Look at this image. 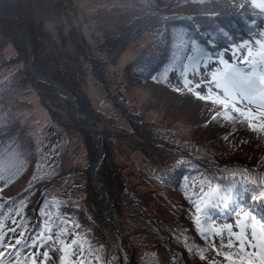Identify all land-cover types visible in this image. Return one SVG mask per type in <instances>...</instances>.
I'll return each instance as SVG.
<instances>
[{
    "label": "rangeland",
    "instance_id": "374dc122",
    "mask_svg": "<svg viewBox=\"0 0 264 264\" xmlns=\"http://www.w3.org/2000/svg\"><path fill=\"white\" fill-rule=\"evenodd\" d=\"M249 1L0 0V213L7 209L14 218L6 225L24 235L40 217L54 225L35 232L47 247L0 248L5 264L19 251L14 264H31L34 251H49L48 264H117L104 241L105 215L107 204L113 216L115 206L126 207L123 183L158 213L167 252L184 264H229L225 254L239 261L252 251L258 257V250L241 251L238 237L255 230L259 239L264 224V131L233 112L225 119L222 106L195 95L209 87L218 94L212 73L225 70L222 61L229 70H253L264 12ZM201 48L211 55L200 56ZM188 161L197 166L185 169ZM218 169L245 172L255 196L247 204L252 192L242 188L244 205L214 221L199 190ZM170 171L189 179L168 181ZM135 223L127 229L131 243L153 242ZM9 235L5 243L15 245L17 235ZM131 243L125 264H133ZM156 254L169 264L162 248Z\"/></svg>",
    "mask_w": 264,
    "mask_h": 264
},
{
    "label": "snow or ice",
    "instance_id": "6c2138e0",
    "mask_svg": "<svg viewBox=\"0 0 264 264\" xmlns=\"http://www.w3.org/2000/svg\"><path fill=\"white\" fill-rule=\"evenodd\" d=\"M253 6L259 8L261 12H264V0H251ZM227 35V33H225ZM186 44L188 42H185ZM191 45L193 47L196 46V41L192 40ZM248 41H245L244 44H248ZM257 44L260 45L261 51L257 53L260 57L258 64H253V70L251 72L248 71H241L239 69H228V61H222L225 64V70L217 74V72L212 73V82L215 84V88L218 90V94L213 95L212 88H208V95H202L201 92L197 91L195 93L197 99L203 101H210L214 105L222 106L224 110V118L231 119L227 115L229 112H233L238 114L240 118H242V122L246 121L248 127L254 131H264V41H257ZM243 48V45L240 46ZM211 54L207 52V50L201 48L200 49V56L209 57ZM217 55H222L218 53ZM235 52L233 56L235 57ZM247 56H252V52L249 49L247 52ZM244 59L247 57L243 56ZM189 60L192 57H188ZM187 65L184 66L185 72L187 71ZM167 71V69H165ZM185 87H188L191 84V81L188 79H184L183 81ZM197 88L200 87L199 84L196 85ZM189 91L191 88L189 87ZM221 113L217 112L216 116L213 119H217ZM256 121H259L257 124ZM227 137H225L226 139ZM3 179V175H0V180ZM260 198L264 201V192L259 193ZM208 204L206 207H215V199L219 198L218 193L216 191L209 192L207 194ZM227 199V197H225ZM193 203H195L193 201ZM5 207V205L0 204V208ZM197 211H200V207L196 205ZM245 215H249V213L245 212ZM2 215V213H0ZM15 223V221H13ZM23 227V224H21ZM9 232L13 233L14 235H18L21 238L15 240V245H10L5 243V235L3 232V225H0V248L3 247H13L15 250V246H20L23 244H28L29 246L36 248L40 245L45 244V238L43 236H38L37 238L33 237H24V233L20 232L17 233V229L14 227H9ZM51 231V230H50ZM201 235H204L203 231L201 230ZM48 241H53V236L49 235L47 237ZM39 241V244H38ZM239 248L241 251L247 249L258 250V257L257 252L252 251L248 252L247 260H239L235 261L232 257L228 254H225L224 259L229 261V264H264V224L261 225V233L259 239H257V233L255 230H252L250 233L241 234L238 237ZM73 244L76 243L75 240L72 241ZM232 240L229 238L228 247H232ZM73 255H76L74 252ZM255 258V259H254ZM31 264H48L50 261L49 251H42L40 253L33 252L30 256ZM61 261L63 262V257H61ZM0 264H5L4 260V253L0 252ZM11 264V261L8 262ZM17 264H21L18 260ZM24 264H27V259L24 261ZM66 264V262H65Z\"/></svg>",
    "mask_w": 264,
    "mask_h": 264
},
{
    "label": "trees",
    "instance_id": "16d2710c",
    "mask_svg": "<svg viewBox=\"0 0 264 264\" xmlns=\"http://www.w3.org/2000/svg\"><path fill=\"white\" fill-rule=\"evenodd\" d=\"M22 34H24L28 38V40H30L29 39L30 34H28V33H22ZM128 122H129L130 126L135 130V132H137L139 134L135 122L132 120H128ZM87 135H88V133H87ZM180 165H181V163L178 164L177 169L179 168ZM192 165H193V167L197 166V164L195 162L189 163V161H188L187 163H184V168L186 169ZM244 173L245 172L236 174L234 170L233 171L229 170L228 172H225V171L219 170V169L217 171L209 170L208 182L203 187H201L199 190L201 193L199 203L201 206H204L206 204L207 199H208L207 194L209 192L216 191L218 193L219 198L215 199L216 206L210 207V215H212V218H215L217 209H224L226 206H228L229 203L231 204L232 194H235L234 196H239V195H241V189L242 188L250 189L249 185L251 183V179L248 176L244 175ZM167 176L168 177L171 176L170 179L166 178V180H168V181L173 180V179L174 180H180L181 179V180H185L187 182L189 179L188 175H185L181 178V176H176V174L173 175L172 171H170V173ZM106 179H107V176L106 177L104 176L105 184L103 187L105 189L108 187V183H107ZM214 184H216V186ZM122 186L124 189V192H122V199L125 200L126 207L125 208H119V207L115 206L114 218H115L116 222H118L121 226H124L126 228L124 230V234H125L126 238L128 237V239H127L128 243H131V235H129V236L127 235V229H128L130 224H133L135 222H136L135 224H137L139 226L140 231L148 233L153 238V242L150 240H144L143 242L140 243V245L131 243L129 246H130V250L132 251V254H130L131 256L129 257V260L130 261L132 260L133 264H137L138 262H143L144 264H160L161 259L157 258L156 252L158 249L162 248L164 251V254L166 256V261L169 264H174V263L175 264H184L179 257H177V256L174 257L167 252V250L169 251V249H167V246H165V244H167V242H164V237L167 236L166 232L161 230L159 228L158 224L156 223V218H157L158 213L156 211L150 209L148 204L146 202H144V200L141 199L138 195H136L133 192L128 191L126 184L123 183ZM185 188L188 190V193L186 194V196H190L192 194V190L188 189L187 187H185ZM250 191L252 192V194L254 193L251 189H250ZM262 191H264V190H262ZM258 193H259V191L257 192V194ZM234 196H233V198H234ZM225 197H227V199H225ZM120 206L121 207L124 206V203H120ZM34 214H35V212H34ZM34 214H29V216H31L33 219H35ZM36 214H38V213H36ZM7 218L13 219L14 217L11 216L10 213H8V211L6 209V211L4 213H2V215L0 216V225H3V227L5 228V232H7L9 234L10 233L8 231L9 227H14V225H12V223H9L6 225ZM131 218L135 222L132 221ZM55 222H57V221H55ZM30 224H31L30 225L31 228L25 234L26 237H33V238H37L38 236L44 237L45 236L44 234H42V233L35 234V232L40 230V229H43V228H46L48 231L49 228L52 229V227H54V225H52V223L46 224L44 219L41 217L39 218L38 221H36V219H35L33 221V223H30ZM55 224L57 225L58 223H55ZM15 225L18 228H20V226H18L17 224H15ZM106 225H107V230L105 233L104 241L110 250L109 258H112L115 261H117V264H125L124 262L127 261V257L118 244V237H117V234L115 232L116 231L115 227L112 224V222L109 221L108 219L106 220ZM59 230H60V228L57 229V231H59ZM168 248H171V247H168ZM172 248H174V251H177V252H180L183 254V248L182 247H179V249H178V247H172ZM135 251H139V253H141V255L140 256L137 255V253ZM83 261L84 260L79 261V264H83L84 263ZM71 262H75V260H72Z\"/></svg>",
    "mask_w": 264,
    "mask_h": 264
},
{
    "label": "water",
    "instance_id": "95a60500",
    "mask_svg": "<svg viewBox=\"0 0 264 264\" xmlns=\"http://www.w3.org/2000/svg\"><path fill=\"white\" fill-rule=\"evenodd\" d=\"M47 81L50 82V83L52 82L51 80H48V79H47ZM60 89H62V88H60ZM62 90H63V89H62ZM64 93H67V91H66V92L64 91ZM70 98H71V97H70ZM94 134H96V131H95V130H94ZM97 161H98V157L95 159V162H94V164H93V166L91 167V170H90V173H91L92 177H94V176H93V168H94V166H95V164H96ZM106 213H107L106 217H107V218L113 223V225H114V227H115V229H116V232H117V235H118V239H119L120 247H121L122 250L126 253L125 247L129 248V247H128L127 240L125 239V241H124L123 234H122V231H121V228H122V227H121L120 224H118V223L115 221L113 214L110 213V208H109V205H108V204H107ZM121 239H122V240H121ZM121 241L124 242L125 247H124V245L121 243ZM127 254H128V253H126V255H127ZM127 257H128V255H127ZM127 264H128V263H127Z\"/></svg>",
    "mask_w": 264,
    "mask_h": 264
},
{
    "label": "bare ground",
    "instance_id": "6f19581e",
    "mask_svg": "<svg viewBox=\"0 0 264 264\" xmlns=\"http://www.w3.org/2000/svg\"><path fill=\"white\" fill-rule=\"evenodd\" d=\"M243 18V17H242ZM208 77V76H207ZM61 90V89H60ZM63 92L65 91V90H62ZM60 92V91H59ZM63 94V93H62Z\"/></svg>",
    "mask_w": 264,
    "mask_h": 264
}]
</instances>
